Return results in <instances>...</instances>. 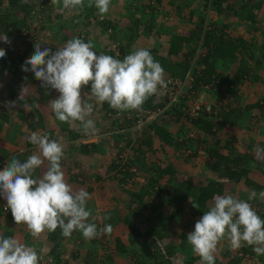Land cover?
Returning a JSON list of instances; mask_svg holds the SVG:
<instances>
[{
    "label": "trees",
    "instance_id": "1",
    "mask_svg": "<svg viewBox=\"0 0 264 264\" xmlns=\"http://www.w3.org/2000/svg\"><path fill=\"white\" fill-rule=\"evenodd\" d=\"M239 1V4L236 5L237 1L235 0H111L108 13L101 17L94 6V0H92V7L88 6V0V3L84 4L83 9H77L69 13L71 18L66 19L68 22L63 21L59 23L61 16H50L52 14H47L46 12L51 11V5L48 3L50 0H44L38 13L34 15L32 14L33 8L31 5L33 0H7L8 9L3 13L0 11V37L6 35L10 41V43H5L3 40H0V49L6 52V55L0 58V69L6 73L7 77L4 91H2L4 93L2 99L7 101H20L19 96L22 87H25L28 93L33 91L31 98L34 104L31 110L33 113H37L39 122L42 121V117L38 114L34 105L45 104L50 98V94L47 91L52 88L41 87V82L35 78L34 73L22 70V67L25 66V61L34 54L35 45L38 43L32 38L30 39L29 36L24 33L27 28L31 26V16L41 19V22L44 24H46L45 22H49L50 17L53 18V22L57 20L56 23H48L46 25L48 28H40L41 31L48 29V31H53L55 33L48 37L50 41L49 44L45 42L41 45L42 49L50 47L52 51L55 52L56 50L51 46L52 44L54 46L58 45V48H60L69 40L79 38L85 43L91 42L92 50L97 55H110L116 59L123 60L129 52V43L131 41L137 39L141 34L146 36L151 31L159 33V25L156 22V18L160 16V13H178L183 9L182 12L179 13L178 21L185 23L188 19H193L195 21L194 28L188 33H185V35L175 34L169 38L165 57L157 55L155 49H151L149 51L150 54L155 61L159 62L164 72L166 71L171 78L183 80L184 75L189 73L191 79H187V81H189L190 88L187 89L186 86H183V88L193 92L190 96L196 97L200 92H205L209 95L207 101L200 100L199 102H206L214 107L222 95L229 96L231 94L234 95L237 102H240L239 100H241L243 96L241 93L246 91L244 88L245 83L249 82L252 84L263 81L262 77L258 75V72L260 69L264 70V48H260L263 51H258L260 55L254 57L250 42L247 43L239 36L229 37L225 34L228 24L221 23L220 27H216V23L210 21L209 24H205L206 26L204 28V23L209 20L206 17V11H213L219 16L224 14L227 18L232 17L239 20V22L247 23L251 31L255 33L258 32L264 38V30L261 28L257 31L261 22L259 13L262 15L264 12L261 10L262 0ZM111 12L116 16L112 17ZM184 12L186 13L182 14ZM14 13L21 15V17L19 19L15 18ZM122 15L126 20L121 17ZM90 20H93L92 27H90ZM80 21H83V24L77 25L76 22L78 23ZM50 25L53 27H50ZM96 33L104 35L108 42L118 43V56L115 55L114 52L108 51L106 49V44L101 45L102 47L98 46V48L93 47V39L94 36L96 37ZM15 38H20L21 40L20 45L22 49L19 51L13 50L11 47L12 43L16 40ZM122 42H124V44ZM196 47L201 50V53L197 55V60L194 61L192 68H190L191 64L189 60L193 58ZM172 58L178 59V61H173ZM248 60H252L254 63L248 66ZM224 64H228L229 66L235 65L236 68L234 72L229 73L223 70L222 66ZM188 69L189 71H187ZM90 88L91 86L89 84L82 90L86 95H90ZM210 96L213 99H210ZM153 99L154 95L149 97L140 111L145 108H155L151 106ZM196 99H198V96ZM246 101H249V99H246ZM228 106L229 104H225L226 108ZM161 107L162 105H159V108ZM181 107L182 104H179L176 107L165 109L161 116L166 118H170L171 116V120L175 122L184 118L199 132V134H204L206 137L209 136L213 140L210 144L205 143L203 139L201 141L200 146L203 149L202 151L205 157L202 168L207 170V175L210 174V177L206 175V177L201 176L198 179V184H202L201 188H199V186H192L191 179L180 180L172 170L173 168L170 163H167L165 167L161 168L159 164L155 162L158 153L164 156L167 155V149L173 153L181 149L187 151L191 150L192 140L183 139L186 134V128L182 126L183 124H180L173 134L169 132L170 130L167 127L169 125L163 122L161 125H148L151 134L147 139H143L142 143H140V140L138 143L134 142V145H131L132 160H130L128 165L124 166V170H122V168L115 163L117 155L120 152L119 143L122 142L124 146H127L130 138L128 136V138H125L123 137L124 135L122 137H117L114 133V130L117 128V123L119 124V121H121L120 113L116 115L117 110L112 109L107 102L102 104L99 103V109L102 111V113H100V119L103 120L106 126L100 132L102 134L110 132L108 135L103 136V140L107 143L113 142L116 152L114 155L104 157L105 150L98 146L101 142L79 144L77 147V152L80 156L86 158V160L90 157L93 158V160H89L90 166L87 165L89 169L93 170V174L90 176L92 182L98 183L99 185L101 184L100 187L102 186V190L105 184L109 186L110 182L115 181L121 193L127 198L128 204H130L128 207H132L131 218L128 219L124 217L121 219L122 222L128 224V246L125 247L121 244L119 239L114 238L113 254L125 255L131 253L135 242L138 239L145 238L149 241V259L143 263L138 262L137 264H172V259L176 260V249L178 246L179 249H183V237L185 235H180L182 237V242L178 245L170 242L167 236L169 224L171 220L180 218L185 212L192 214L197 210V214L199 218H201L205 213V211H203L205 202L220 192V190L215 187L216 180H225L232 184L241 182L245 187L251 188L252 190L254 189V191L260 190V187L247 177L249 171L248 167L249 163L252 161V157L248 154L237 153L234 147L230 145L229 137L216 138V136L218 130L226 124L230 127H237L240 129H242L241 127L243 126L245 128L249 126L251 120L254 119V116L250 114L251 110L255 112V116L264 120V95L254 102L246 103L242 108L233 109L231 112L228 111V109H222L217 116H209L203 111V108H201L199 111L200 116L195 120L189 119L186 114L184 115L183 112L180 111ZM138 112L139 111L132 110L134 114ZM52 116H55L53 112ZM2 117L5 116L2 115L1 118ZM244 118L246 120H244ZM1 121L3 122V120ZM246 121L248 124L245 123ZM237 124H239V126ZM64 129H66V126L62 128V130ZM48 134H50V132H48ZM82 135L83 131L80 136ZM154 142H157L158 150H153L151 148ZM141 146L146 147L150 152V161L152 164L148 166V168H144V156ZM196 154L197 150L194 149L188 156V159L185 158V161H189L190 158ZM100 159H102V162L99 161ZM103 164H105V166H102ZM62 166L63 164L61 163V167ZM131 166H136L139 169L140 172L138 175L143 178L142 183L128 185L130 178L133 176V173L129 172ZM65 170L70 169L66 168ZM84 170H80L82 177L90 179L85 175ZM163 177L166 178V182L162 184L160 183V179L164 180ZM74 181H77V179L71 177L70 182ZM82 183L83 181L81 179V185ZM100 187H98V189H100ZM91 190L89 185L86 186L85 191L88 194ZM90 202L91 201L88 199L86 207L89 210L95 207V205ZM120 203H122V201H120ZM123 203L125 204V201ZM193 204H198L199 207H193ZM163 205H166L168 215L161 210ZM0 211L2 212L1 206ZM93 214H95V212L92 213V215ZM109 214H111L109 211L101 212L99 215L97 214L98 217H90L87 222L95 223L99 231V229L103 228L106 224L112 225V223L116 224L118 220L120 221L119 218L114 217L113 213L111 215ZM5 218L9 221L13 218L10 209H8ZM138 223H142L146 226L143 232H140L137 225ZM102 235L105 236L107 234ZM9 237H11L10 234L5 238ZM63 238L64 236L61 234V229L59 227L54 232H47V239L53 245L50 249V255L53 256V261L56 264H58L59 259L57 249H60L59 244ZM157 242L160 244L161 249L157 246ZM105 243L106 245H103L104 247H107L108 244L110 245L109 242ZM248 247V245H244L240 248L243 253L242 255L240 254V256L225 257L223 261L215 259V264H241L244 254L247 252L250 254L254 253V251L251 249L249 250ZM161 252H164V254ZM226 254L227 253H224L221 256L224 257ZM103 259L104 257L102 260ZM197 259V257L187 255L182 257L180 264H193ZM83 264L96 263L94 259H88L85 260Z\"/></svg>",
    "mask_w": 264,
    "mask_h": 264
},
{
    "label": "clouds",
    "instance_id": "2",
    "mask_svg": "<svg viewBox=\"0 0 264 264\" xmlns=\"http://www.w3.org/2000/svg\"><path fill=\"white\" fill-rule=\"evenodd\" d=\"M61 2V12L84 7V0H51L53 5H61ZM110 2L111 0H94V6L101 17L108 13ZM88 6H93L92 0H89ZM0 40L10 43L6 35L0 37ZM112 44L116 43L108 42L106 49ZM5 55L6 52L0 49V58ZM22 70L34 73L35 78L41 82V87H50L59 93V97L50 102L55 118L69 126L79 122L83 137L96 131L94 121L89 118L93 105L82 99V89L89 84L91 98L100 104L107 102L117 111H139L149 97L156 95L159 89L167 88L164 69L148 50H136L119 60L110 55H97L92 50L91 42L85 43L79 38L69 40L55 52L50 47L42 49L41 44L37 43L34 54L25 61ZM29 96L27 89L22 87L19 99L26 111L33 107V104L27 103ZM227 101L219 111L223 108L226 110ZM181 120L175 124L177 127L183 124L187 131L191 125L184 118ZM195 131L197 130L193 128V135ZM192 138L194 136L183 137L191 140ZM28 139L37 152L23 162L12 158L0 171V196L7 201L6 207L11 210L14 223L26 225L33 238H38L45 231L54 232L58 227L64 237H70L73 231L79 230L86 240L97 238L101 234H110L113 230L111 224H106L98 231L95 223L87 222L92 217L91 210L86 207L89 194L83 189L73 191L71 185L66 182L61 168L63 144L36 132L31 133ZM120 145L119 143V147ZM199 148L197 154L202 155V148ZM182 150L185 155L190 152ZM45 161L47 170L39 179H33V173L44 165ZM167 163L168 161L165 166ZM172 170L174 171V168ZM141 179L135 168L128 185L142 183ZM259 195L264 198V192ZM255 196L253 191L250 199ZM193 207L199 206L193 204ZM225 238L230 241L233 249L241 247L243 242L253 246V251L258 256L264 255V220L248 202L230 195L216 196L213 206L196 222L194 231L187 235L192 251L200 257V264H215L214 253L218 244ZM157 246L160 248L158 242ZM38 262L39 256L34 248L20 243L15 238L0 237V264Z\"/></svg>",
    "mask_w": 264,
    "mask_h": 264
},
{
    "label": "crops",
    "instance_id": "3",
    "mask_svg": "<svg viewBox=\"0 0 264 264\" xmlns=\"http://www.w3.org/2000/svg\"><path fill=\"white\" fill-rule=\"evenodd\" d=\"M53 7H54V5L51 7V11H46L47 14H52L50 16H54V15L61 16L62 21L60 20L59 23H61L63 21L68 22V20H66V19L71 18V16L69 14H67L66 11H63L61 13H63V14L66 13L65 17L63 18L61 13L60 14H59V12L56 13V10ZM262 8H264L263 5H262ZM121 13H123V12H121ZM185 13L186 12H184L182 14H185ZM50 20L52 21V23H56V21H57V20H55V22H53V18L51 19V17H50ZM78 23L76 22L77 25H78ZM80 23L82 24L81 21H80ZM173 29H175V30L172 32L173 33V35L171 34L172 36H174L175 34L176 35L181 34L178 31H176L177 26H175V28H173ZM45 32L46 31L40 32V38L43 40V42H44V39H46V43L48 42V44H49L50 41H49L48 37L51 34H55V33L53 31L52 32L48 31V29H47V35H44ZM96 34H97L96 37L94 36V39H93V47L94 48H98V46L105 45L108 43V41H107V39H105L104 35H102L100 33H96ZM237 34H240V32H238ZM183 35H185V34L183 33ZM232 37H235V36H232ZM169 38H171V37L168 36V40H169ZM241 38L243 39V37H241ZM258 45L259 46L256 48L257 52L255 53V55H256L255 57H258V55H260V53L258 51H263L260 48H264V38L260 43H258ZM51 46L55 50L59 47L58 45L54 46L53 44ZM167 46H168V41H167V44L165 45L166 50H167ZM262 72H264V71L261 69L258 72V75L260 77H262V75H263ZM6 78H7L6 73L0 69V82H5ZM47 92H49V94H50L49 100L43 105H41V104L40 105L39 104L34 105L38 114L41 113L43 115V116H41L42 121L39 122V120H38L39 116L37 115V113H32V110L26 111L25 108L23 107V102L21 100L20 101H9V100L7 101L5 99H2V96H4V93L0 89V124H1L0 125V164L2 162H4V160H7L10 157V156H7L3 160L2 159L3 154H1L2 149L6 153H8V152L12 153V155H14V153L17 152L15 147H13L10 144H5L1 140V136L5 132V128H3L2 125L7 123V121L9 120L7 118L15 116L19 111H21L22 113H20V116L30 114L29 121L32 120L33 122H36V123H44L43 128L47 129L49 126H51L52 123H50V121L53 118V116H52L53 111L51 109L50 102L52 100L57 99L59 97V93L54 89H50ZM242 93L244 95L242 96L243 100L242 99L241 100L244 101V98H245L244 96L246 95V93L245 92H242ZM32 94H33V91L30 93V96L27 98V103L29 105L34 104L33 99L31 98ZM82 99L87 103H91L92 105H93V103L95 104V105H93L94 109H93L92 115L89 117L90 119H92L94 121L95 129H96L94 134L86 135L85 137L80 136L81 132L83 131L82 127L80 126L79 122H75L72 126H69L68 124L59 126L58 130H56V132H58V133L54 136L51 134L48 137L50 140H57L58 142H61L64 146V155H63L62 160H61V163L63 164V166L61 168H62V171L64 172L66 182L72 186L73 191H79L83 188L85 190L86 186H88V185L92 188L91 192L89 193V197H90L89 200L91 201L90 203H93L95 205V207L93 209L90 208L92 213L95 212V214H93L92 217L93 218L98 217L97 214L99 215V213H101V212L109 211V212H111V214L112 213L114 214L115 218H119L120 221L118 220L116 224L112 223V229H113L112 232L110 234L105 235V236H103L101 234L97 238H94L91 240H86L85 238H83L81 231L75 230V231H73V233L70 237H64L59 244L60 249L59 250L57 249V251H58L57 254L59 255L58 264H83V262L85 260H88V259H91V260L94 259L96 264H133L132 260H129V258H127V255H129L130 253L125 254V255H122V254L114 255L113 254V251H114L113 250V240H114V238L119 239L121 244H123L125 247L128 246V230H129L128 224L122 222V220H121L124 217H127L128 219L131 218L130 215L132 214L131 213L132 207H130V208L128 207L130 204H128L127 198L122 193H118L119 194V196H117V201H119V204H118L116 201H114L113 198L108 199V197H106V195L103 196L102 195L103 191L101 193H98V191L95 192V186L99 187V184L93 183L92 179L90 177H89L90 179L83 178L82 174L79 172L80 170L85 169V164H86V158L80 156L77 152V147L79 144H85V143H91V142L92 143L101 142L98 146H100L103 150H105L106 156L114 155L116 152L115 144L113 142L107 143L105 140H103V136L108 135L110 132L109 133L106 132V134H102L100 132L106 126L104 125L103 120L100 119L101 118L100 113H102V111H100V109H99V104L93 98H91L90 95H86L83 90H82ZM236 103H239V102L236 101ZM246 103L247 102H245V104ZM34 114H36L37 119L33 117ZM250 114L252 116L256 115L255 112H253L252 110H251ZM2 115L5 117L1 118ZM1 120H3V122H1ZM253 121L256 122L255 125L252 124ZM169 125H170L169 127L167 126L168 128L171 127V124H169ZM237 125L239 126V124H237ZM65 126H66V129L62 130V128H65ZM224 126H226L224 130L229 132V138H230L229 142H230V145L232 147H234L235 151L239 154H248L252 157V161L249 163V167H248L249 171H248L247 177L249 178V180L253 181L256 185H258L260 187L259 188L260 191L255 192L256 196L250 199V196H251L252 192L254 191V189L252 190L251 188L245 187L241 182H238L236 184H232V183H228L225 180H216V186L215 187H217L220 190V192H218L217 194L212 196L211 199H209L205 202L203 211L207 212L213 206L214 198L216 196L230 195L234 198V197H236V195L237 196L240 195L239 196L240 200L248 202L252 208L256 209L257 215L262 220H264V198H261L259 195L261 192H264V131H263L264 120H261L258 117H254V119L251 120L249 126H247L246 128L243 126V127H241L242 129L237 128V127H230L229 130H227L228 125L226 124ZM47 135H48V133H47ZM198 147H201V146L198 145ZM25 148L31 150L30 155L37 152V149L33 144H30V145L27 144ZM169 152H167V153H169ZM25 153H26V151H23L21 154H25ZM171 155H173V154H171ZM204 159H205V157H204ZM99 161L102 162V159H100ZM167 161L174 168V172L176 173V176L178 178H180V180L191 179V181H192L191 185L192 186H196V187L199 186V188H201L202 184L201 185L198 184V181H199L198 179L201 176L206 177L207 170L202 168V165L194 166V164L197 163V161L195 162L194 160H190V161L186 162V161H183L181 159H180V161L167 159ZM82 164H84V165H82ZM66 168L70 169V170H65ZM46 170H47V162L45 161L44 165H42L40 168L36 169V171L33 173V179H39L40 177H42V175L44 174V172ZM70 176L72 178L75 177V179H77V181L70 182V178H71ZM207 176L210 177V174ZM81 179L83 181L82 185H81ZM195 181H196V183H195ZM120 201H122L121 205H120ZM124 201H125V204L123 203ZM0 206H1V208H2V206H7V201L3 198V196H0ZM161 210L163 212H165V214L168 215V209L166 208V205H163ZM0 213H2V215L0 217V227L4 226L6 223L9 224L13 220V218L10 221L7 220L5 218V215H6L5 212L0 211ZM197 213L198 212L196 210L192 214L185 212L184 215L190 216V219H191L190 224H196V222L200 219ZM111 214H109V215H111ZM192 215H194V216H192ZM194 219L197 221L193 222ZM98 222H99V219H98ZM137 225L139 227V226H141V223H138ZM174 226L176 227L177 224L175 223ZM139 230H140V227H139ZM185 231L187 232L188 230L185 228ZM11 232H13L11 229L8 230L6 232V235L4 236V238L7 235H9V233H11ZM47 232L48 231H45L38 238H33L29 234L27 227L25 226V227H22L16 234V235H19L21 237V239H19V237H17V236L14 237L13 234H10V235H11V238H15L20 243L25 244L26 246H29V247H32L35 249V251L37 252V255L39 256L38 264H56L53 261V256L50 255V249L52 248L53 245L47 239ZM140 232H142V231H140ZM167 232H168V236H169L168 240H172L170 242L174 243L175 245H178L179 243L182 242V237L179 236L178 230H174V231L169 230ZM173 232H176L175 236L177 238L175 240H174V237H171V233H173ZM180 233H182V232H180ZM0 234L2 235V232H0ZM184 234L186 236L183 237V242L188 243L186 241L187 233L184 232L182 235H184ZM69 240H72V245L70 246V250H71L70 255H69L70 259L68 260L67 259V252L65 249V244ZM224 241H225V239L222 240L218 244L217 250L214 253L215 259H217V260H221V255L224 254V252H225V246L222 244ZM47 242H49L51 245L48 246ZM105 242H109L110 245L108 244L107 247H104L103 245H106ZM141 242H142L141 239H138L135 242V244L140 245ZM191 252H193V251H191ZM238 255H240V254H238ZM122 256H123V258H122ZM192 256L198 257V255H196L195 253ZM262 256L263 255H261L260 257H262ZM103 257H104V259L102 260ZM242 260L244 261L245 258H242ZM242 260H241V264H244ZM178 261L180 262L181 258ZM262 261L264 263V258L262 259Z\"/></svg>",
    "mask_w": 264,
    "mask_h": 264
},
{
    "label": "rangeland",
    "instance_id": "4",
    "mask_svg": "<svg viewBox=\"0 0 264 264\" xmlns=\"http://www.w3.org/2000/svg\"><path fill=\"white\" fill-rule=\"evenodd\" d=\"M235 1H237L236 5H238L239 2H240L239 0H235ZM43 3H44V0H33V3L31 4L32 8H33L32 9V14L33 15L35 13H38V10H39L41 4H43ZM48 3H50L51 7L53 6V4L51 3V0ZM86 3H88V0H84V4H86ZM262 5L264 7V0H262ZM59 6L60 7L62 6V2H61V5H54L53 8L56 10V13L59 12V14H60L61 11L59 10V8H60ZM117 6H119V5H117ZM7 9H8L7 8V0H0V11L3 13ZM182 10L183 9H181L180 12H182ZM261 10L264 11V8H262ZM64 11H66L67 14H69L71 12L69 10H64ZM180 12H178V13H176V12L175 13L174 12L167 13L166 12V13H162V14L160 13L159 14L160 16H158L156 18V22L159 25L158 26L159 27V29H158L159 31L157 30L159 33H155V31H151L146 36H144L142 34L140 36H138L137 39H135L134 41H131L129 43V49H128L129 52H128V54H130V53H132V52H134L136 50H139V49H146L148 51H150L151 49H155L157 55L160 54L159 56L165 57V55H166L165 45L167 44L168 36L172 37V35H173L172 32L175 30L173 28H175V26H177L176 31H178L181 34H183V33L185 34V33H188L190 30H192L194 28V26H195V21L193 19L192 20L188 19L187 22H185V23L182 22V21H178ZM66 13L65 14L61 13L63 18L65 17ZM172 13H174V14H172ZM206 15H207V19H209V20L204 23V28L206 26L205 24H207V23L209 24L210 21L215 22L216 23L215 24L216 27H220L221 23L228 24V27L225 30V32L226 31L227 32L225 34L227 36H229V37L240 36V37H243V39L247 43L250 42V44L252 45V53H254L253 55L255 57L256 48L259 46L258 43H260L263 40V37L258 32L255 33L253 31H251L250 26L247 23L239 22V20H237L236 18H232V17H228L227 18V16H225L224 14H221L219 16V15H217V13H215L213 11H206ZM14 16L17 19H19L21 17V15H19L17 13H14ZM111 16L115 17L116 15H114V13L111 12ZM121 17L124 20H126V18L123 15ZM259 17H260V21L261 22L259 24V27L257 28V31H259L261 28L264 30V12L262 13V15H261V13H259ZM30 18H32V19H30L31 26H29V28H27L26 32H24V33L27 34L30 39L32 38V39H34V41H36V42H38L39 44L42 45L43 43L46 42V39H44V42H43V40L40 38V31H41L40 28H48V26H46V25L48 23H52V22H51L50 18H49V22H45L46 24L41 22V19H38L36 17H32L31 16ZM89 23H90V27H92L91 25H93L92 24L93 20H90ZM80 24L81 23L79 22L78 25H80ZM82 24H83V21H82ZM50 27H53V26L50 25ZM44 31H46L44 33V35H47V29L44 30ZM237 31L240 32V34H237L238 33ZM20 43H21L20 38L16 39L14 41V43H12V46H11L12 49L13 50H17V51L21 50L22 48H21ZM122 43L124 44V42H122ZM116 44L118 45V43H116ZM197 48L198 47H196V49L194 51L193 58L191 60H189V62L191 64L190 68H192V65L194 64V61L197 60V55H200L199 53H201V50L199 48L198 49ZM172 60L173 61L174 60L178 61V59H174V58H172ZM253 63H254V61L248 60V66L252 65ZM235 68H236L235 65L229 66L228 64H224L222 66V69L226 70L229 73L234 72ZM187 71H189V69ZM262 74H263L262 75V78H263L262 82H257V83H252V84L249 83V82L245 83V87L244 88L246 90L245 91L246 95L244 96L245 97L244 101H242L243 100L242 99V100H239L240 101L239 103H236L234 95L231 94L229 96L228 95L227 96L226 95H222L221 98L218 100V102H216V104L219 103L220 107L222 108L223 103L224 102L226 103V101H227V99L229 97V99L227 101V104H229V106L226 108V110L228 109V111L231 112V111H233V109H239V108H242L243 106H245L246 105L245 102H247V103L249 102L250 103V102L256 101L258 98H260V97H262V95H264V72H262ZM168 77H169V75L165 71L164 72V80H165V78H168ZM4 86H5V82H0V89L2 91H4ZM187 89L183 88V90H181V93L182 94L184 92L187 93L188 92ZM241 94L244 95L243 93H241ZM197 95H198V101H200V100L201 101H207V99L209 98V95H207L205 92H200ZM210 99H213V98L210 96ZM246 99H249V101H246ZM160 100H161V97H160V93L158 91V93L156 95H154V99L152 101V105L151 106L155 107V108L159 107V105H161ZM93 105H95V104L93 103ZM145 109H147V108H145ZM150 109H154V108H150ZM125 112L126 111H120V115H121V119L120 120L121 121H119V124L117 123V128L114 130V133L117 135V137L118 136L122 137L124 135L123 137H125V138L129 137L130 138L129 144L127 146H124V144H122V142L120 143L121 145H123V147L125 149H130L131 150V145H134V142L138 143V141L141 140L140 143H142L143 139L144 140L147 139L149 137V135L151 134V131L149 130V126H148L150 124H158V125L160 124L161 125L162 122L164 124H167V125L171 124V127L169 128L170 129L169 132H171L172 134L177 129V125H176L177 122H174L170 118H166V117H163L161 115L157 116L154 119V121H151V122L145 124V126L143 125L140 129H137L133 125L134 116L130 115L128 117V114H126ZM20 113H22V112L19 111L15 116L7 118V119H9L7 121V123L2 125V127L5 128V132L1 136L2 142L5 143V144H10L13 147H15L17 152H15L14 155H12V153H9V152L6 153L2 149V151H1V154H3L2 159L4 160L7 156H10V157L7 160H4V162H2L0 164V171H2L7 166L8 162L12 158H16V159L20 160L21 162H23V161H25L27 159V157H29L31 150L26 149L25 147H26L27 144H29V145L31 144L29 142V139H28L29 136L31 135V133L36 132L39 135H44V134L47 135V133L50 132V134H48L47 136H50L51 134L54 136V135H56L58 133V132H56V130H58L59 126L67 124V123L60 122L59 120H57L55 118V116H53V118L50 121V123H52L51 126H49L47 129H45V128H43L44 123H36V122H33L32 120L29 121L30 114H26V115L20 116ZM32 113H33V111H32ZM40 115L43 116L41 113H40ZM33 117L37 119L36 114H34ZM254 117H257V116H254ZM244 120H246V119L244 118ZM181 123H183V120H181ZM245 123L248 124L247 121ZM252 124L255 125L256 122L253 121ZM185 126L188 127V125H185ZM225 127L226 126H223L222 128H220L218 130L216 138L229 137V132L224 130ZM229 128H230V126L228 125L227 126V130H229ZM196 132L197 131H195V133L193 135L194 138H192L190 154L194 151V149H196V150L200 149L198 147V145H201L202 139L205 140V143H208V144H210L213 141L211 137H209V136L206 137V136H204V134L202 135L201 133L200 134L199 133L196 134ZM157 146H158L157 142H154V145L151 148L153 150H158ZM143 148H144V151H143V156H144L143 164H144V168H148V166H150L152 164L151 161H150V152H149V150L146 147H143ZM23 151H26V153L25 154H21ZM167 151H169V150L167 149ZM170 152L167 153L166 156L158 153V155L156 157L158 160L156 159L155 162H156V164L157 163L159 164V167L163 168L162 165L165 166V164L167 162V159L168 160L171 159V160H175V161H180V159L181 160L184 159V161H185V158L188 159V156L190 155V154L185 155L183 153L182 149L177 151V152H175V153L172 152L173 155H171L172 153H170ZM103 156L106 157V152H104ZM191 158H192L191 160H194L195 162L197 161V163H195L194 166L202 165V163L204 161V154H202V155L201 154L200 155L196 154L195 156H193ZM89 160H93V158L90 157L89 159L86 160L84 173H85V175L87 177H90L93 174V170L89 169V167H87V165H89ZM82 165H84V164H82ZM102 166H105V164H103ZM135 168H136L137 173L139 174V172H140L139 169L136 166H135ZM145 173L147 174L146 170H145ZM141 178L142 177L140 176V179ZM142 179L140 181H142ZM163 179L164 180L160 179V183H162V184L166 182V178L163 177ZM100 185H99V187H100ZM109 186L104 185L102 190H101L102 186L100 187V189L97 188L98 186H95V192L98 191V193H101L103 191V193H102L103 196L106 195L109 199L113 198L114 201L118 202L117 201V196H119L118 193H121V191L118 188V185H116L115 181H112V182H110ZM255 192H257V191H255ZM239 196L240 195H238V196L236 195V197H234V198L240 200ZM120 204H122V203H120ZM1 215H2V213H0V217H1ZM192 216H194V215H192ZM196 221L197 220H195V219L193 220V222H196ZM190 222H191L190 216L189 215L186 216V215L182 214L180 218L171 220L168 229L169 230H173V231L174 230H178L179 236L181 234H183L184 232L187 233V235H188L189 233L193 232L194 229H195V224H190ZM175 223L177 224L176 227L174 226ZM25 226L26 225H24V224L16 225L14 223V220H12L9 224L6 223L4 226L0 227V232H2V235L0 234V237L4 238L6 232L11 229L13 232H11L9 234H13L14 237L17 236V237H19V239H21V237L19 235H16V234L22 227H25ZM139 227H140V231H142V232L144 231V229H146V226L143 225L142 223H141V226H139ZM185 228L188 230L187 232L185 231ZM180 232H182V233H180ZM175 233L176 232L171 233V237H174V240L177 238L175 236L176 235ZM167 236H168V234H167ZM141 241L142 242H141L140 245L135 244L132 247L133 250L130 253L132 256L130 254L127 255V258H129V260H132L133 264H137L138 262L143 263L144 261L149 259V254H148V251H150V249H149V241L146 240L145 238H141ZM169 241H172V240H169ZM186 241H187V239H186ZM222 244L225 246V252L227 254L224 257L221 256V261H223L225 259V257L229 258V257H233V256H235V257L236 256H240L238 254L242 255L243 253L241 252L240 248L243 247L244 245H246V244H243V242H242V246L241 247H239L237 249H233L231 247V245H230V241H228L226 238H225V241ZM47 245L50 246L51 244L49 242H47ZM71 245H72V240H69L65 244V249H66V252H67V259L68 260L70 259L69 255H70V252H71V250H70V246ZM248 249L249 250L250 249L253 250V246H249ZM181 251H183V252H181ZM191 251H192V246L189 243L184 242L182 250L179 249V246H178L177 249H176V254H175L176 260L172 259V264H180V262L178 261L180 258L182 260V257H184V256H187V255L192 256V255H194V252H191ZM260 256L261 255L258 256L255 252L253 254H250L249 252H247L246 254H244L242 256L243 258H245V260L244 261L242 260V261H243L244 264H264L263 261H262V259L264 258V255L262 257H260ZM122 258H123V256H122ZM197 258L198 259L196 261H194L193 264H200V257L198 256Z\"/></svg>",
    "mask_w": 264,
    "mask_h": 264
},
{
    "label": "built area",
    "instance_id": "5",
    "mask_svg": "<svg viewBox=\"0 0 264 264\" xmlns=\"http://www.w3.org/2000/svg\"><path fill=\"white\" fill-rule=\"evenodd\" d=\"M107 50L113 51L115 54H118V47L117 44H112L110 47H107ZM189 76V77H188ZM187 79L190 78V74L186 73L184 75V79H177V78H165V82L167 83V88L159 89L160 93V103L162 105L161 108L156 107L154 109H143L139 111L138 113H132V111H126L125 113L128 114V117L130 115L134 116L135 121H133V125L135 128L140 129L143 125L154 121V119L161 115L162 112L165 109H168L170 107H176L179 104H182L181 110L183 114L187 115L189 119H197L199 115V111L201 108H203V111L207 113L209 116H217L219 110L221 109L220 104H216L214 107H212L211 104L206 102H199L196 97L190 96V94H193L192 91H188L187 93H181V90H183V86H187V88H190L189 81ZM191 81V80H190ZM182 101V102H181ZM120 112L117 111L116 115H119ZM172 119V117L170 116ZM187 122V121H186ZM187 138L193 137V127L191 126L186 131ZM122 145H120L121 147ZM141 150L144 151V148L141 146ZM132 160V155L129 149H124L121 147L120 152L117 155V158L115 160V163H117L122 170H124V166L128 165V162ZM130 172H135L134 166H131L129 169ZM251 206V205H250ZM2 211L7 213L8 209L6 206H2ZM255 212L256 209L252 208Z\"/></svg>",
    "mask_w": 264,
    "mask_h": 264
}]
</instances>
